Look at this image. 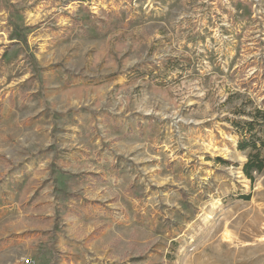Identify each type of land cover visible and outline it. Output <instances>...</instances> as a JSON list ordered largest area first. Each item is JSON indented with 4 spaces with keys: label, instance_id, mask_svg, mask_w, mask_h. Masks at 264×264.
I'll return each mask as SVG.
<instances>
[{
    "label": "rangeland",
    "instance_id": "374dc122",
    "mask_svg": "<svg viewBox=\"0 0 264 264\" xmlns=\"http://www.w3.org/2000/svg\"><path fill=\"white\" fill-rule=\"evenodd\" d=\"M263 135L264 0H0V264H264Z\"/></svg>",
    "mask_w": 264,
    "mask_h": 264
},
{
    "label": "trees",
    "instance_id": "16d2710c",
    "mask_svg": "<svg viewBox=\"0 0 264 264\" xmlns=\"http://www.w3.org/2000/svg\"><path fill=\"white\" fill-rule=\"evenodd\" d=\"M256 114H259L256 112ZM257 118H254V120L248 124V128L246 129V132L244 134L250 136L253 132V128L256 125ZM252 139V137H251ZM252 140H244L239 143L238 149L239 150H245L247 148H250L253 152L249 155L247 161L242 167V172L245 175V177L250 181L251 184L254 183V177L253 173H261L264 169V135L263 138H257V141L259 144H257L255 141ZM263 151V154L261 152ZM243 199L249 200V196L244 197Z\"/></svg>",
    "mask_w": 264,
    "mask_h": 264
},
{
    "label": "built area",
    "instance_id": "2783aa9c",
    "mask_svg": "<svg viewBox=\"0 0 264 264\" xmlns=\"http://www.w3.org/2000/svg\"><path fill=\"white\" fill-rule=\"evenodd\" d=\"M26 264H32L31 262H26Z\"/></svg>",
    "mask_w": 264,
    "mask_h": 264
},
{
    "label": "bare ground",
    "instance_id": "6f19581e",
    "mask_svg": "<svg viewBox=\"0 0 264 264\" xmlns=\"http://www.w3.org/2000/svg\"><path fill=\"white\" fill-rule=\"evenodd\" d=\"M226 239V238H225Z\"/></svg>",
    "mask_w": 264,
    "mask_h": 264
}]
</instances>
